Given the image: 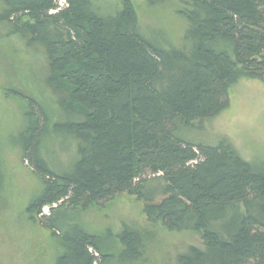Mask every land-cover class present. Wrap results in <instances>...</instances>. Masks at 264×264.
I'll use <instances>...</instances> for the list:
<instances>
[{
  "label": "trees",
  "instance_id": "16d2710c",
  "mask_svg": "<svg viewBox=\"0 0 264 264\" xmlns=\"http://www.w3.org/2000/svg\"><path fill=\"white\" fill-rule=\"evenodd\" d=\"M0 1V22L45 53V84L70 117L52 130L76 142L71 172L53 171L39 152L45 110L12 93L25 102L21 159L41 183L24 212L60 241L57 264L114 260L110 232L77 218L122 194L143 203L148 223L200 237L176 264H264V162L224 140L182 137L224 111L240 80L264 82V0H148L176 2L186 49L144 34L131 0L108 15L90 0ZM117 239L120 262L140 259L135 230L124 225Z\"/></svg>",
  "mask_w": 264,
  "mask_h": 264
},
{
  "label": "rangeland",
  "instance_id": "374dc122",
  "mask_svg": "<svg viewBox=\"0 0 264 264\" xmlns=\"http://www.w3.org/2000/svg\"><path fill=\"white\" fill-rule=\"evenodd\" d=\"M102 15L114 13L120 0H90ZM141 31L167 47L188 48L186 23L176 15V2L152 5L148 0H131ZM2 2L0 1V12ZM47 60L39 46H27L12 27L0 22V264H57L62 253L58 239L32 223L26 206L41 192V183L21 159L19 134L24 127L25 102L18 95L34 98L45 110L48 125L40 143V156L57 173L71 172L76 161V142L54 132L52 125L70 117L61 110L58 98L46 86ZM228 107L211 120L195 123L182 137L192 142H229L249 162H264V82L244 79L229 89ZM143 203L122 194L103 205L78 214L87 230L110 232L114 260L107 264H176L188 246H200L194 233H171L146 221ZM48 215V210H44ZM126 225L141 237L139 260L120 262L122 249L117 236Z\"/></svg>",
  "mask_w": 264,
  "mask_h": 264
},
{
  "label": "built area",
  "instance_id": "2783aa9c",
  "mask_svg": "<svg viewBox=\"0 0 264 264\" xmlns=\"http://www.w3.org/2000/svg\"><path fill=\"white\" fill-rule=\"evenodd\" d=\"M65 4V0H58V8H61Z\"/></svg>",
  "mask_w": 264,
  "mask_h": 264
}]
</instances>
